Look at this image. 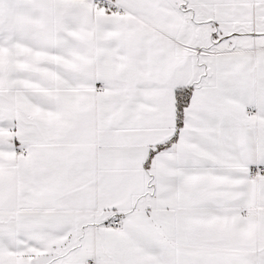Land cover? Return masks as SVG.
<instances>
[{
  "label": "snow or ice",
  "instance_id": "6c2138e0",
  "mask_svg": "<svg viewBox=\"0 0 264 264\" xmlns=\"http://www.w3.org/2000/svg\"><path fill=\"white\" fill-rule=\"evenodd\" d=\"M0 264H264V0H0Z\"/></svg>",
  "mask_w": 264,
  "mask_h": 264
}]
</instances>
